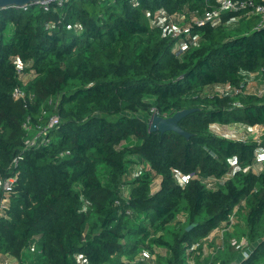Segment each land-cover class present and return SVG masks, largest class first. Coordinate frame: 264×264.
I'll list each match as a JSON object with an SVG mask.
<instances>
[{"label":"trees","instance_id":"trees-1","mask_svg":"<svg viewBox=\"0 0 264 264\" xmlns=\"http://www.w3.org/2000/svg\"><path fill=\"white\" fill-rule=\"evenodd\" d=\"M217 6L68 0L48 10L0 8V174L15 176L0 216L1 253L17 264H78V255L83 264H123L122 256L155 246L157 264H229L240 250L228 242L215 255L186 249L244 200L233 235L253 247L240 264H264V128L258 140L244 141L210 130L264 126V97L244 90L264 76V25L249 9L192 21ZM178 40L186 46L174 53ZM225 84L242 91H211ZM16 86L34 93L26 107L11 96ZM56 96L60 121L50 144L12 166L23 118H36ZM181 110H188L178 120L185 134L149 131L152 113ZM176 173L194 176L180 185ZM226 173L223 184L212 181Z\"/></svg>","mask_w":264,"mask_h":264},{"label":"built area","instance_id":"built-area-1","mask_svg":"<svg viewBox=\"0 0 264 264\" xmlns=\"http://www.w3.org/2000/svg\"><path fill=\"white\" fill-rule=\"evenodd\" d=\"M68 0H44L39 2L45 10H48L51 6V3L55 6L62 7L64 3ZM26 5L23 8H26ZM242 9H249L251 13L259 16V22L257 23V27L264 25V1L258 2L256 0H218V6L212 11L208 12L204 17H195L192 21L198 25H202L208 20L217 18L220 14L227 11H237ZM173 17V16H171ZM183 17V16H182ZM187 29L186 27L184 28ZM175 30H178L175 27ZM174 35H178L175 31ZM193 42V41H192ZM185 44L178 40L173 47L174 53H179L185 49ZM17 65V72L22 75V62L18 58L15 59ZM229 86V85H228ZM230 87V86H229ZM245 90V89H244ZM242 91V89H232L229 91H222L224 94H232ZM248 92V91H247ZM256 95L260 97H264V84L258 87L255 91H252ZM11 96L13 100L19 101L23 104L24 107L28 105V102L34 98V93L25 91L22 87H14L12 90ZM60 102V96H56L55 98L49 97L47 100V107H43L39 112L38 116L34 118L32 113H27L21 122V128L23 131V141L20 152L12 158L11 165L16 166L18 161L23 158V154L31 149H37L44 146H47L51 142L50 133L53 129L57 128V125L60 121V116L58 114V104ZM234 104L240 105L239 102H235ZM264 126L254 125L248 127L250 130L258 131L259 135L262 133ZM259 135L253 136V139L258 140ZM239 140H246L244 138H240ZM251 169L256 172V167H251ZM193 173H189L188 176H184L181 173H176V179L180 185H184L185 181L188 177H193ZM231 176V173H226L224 176L214 179L215 183L223 184L224 181ZM15 176L3 177L0 174V216H5L6 211L9 208V194L12 191L14 186ZM155 185L153 184L152 189L154 190ZM125 188L121 189V194L123 197L126 195L124 192ZM244 200H242L239 204H236L232 211L228 214L227 218L222 220L219 225H217L206 237L202 238L199 242H195L192 246L186 249V254L190 251L196 250L201 246L200 254L202 256L207 255H215L218 249L223 248L226 242H228L233 248L240 250V256L242 259L246 258L248 254L252 251L253 243H250L245 236H235L234 227L239 222V212L243 210ZM178 219L184 220V215L182 213L179 214ZM226 233L230 235L226 238ZM203 241L206 243L214 242V245L207 247V251H203ZM156 247L153 246L154 252L142 251L133 258H128L122 260L123 264H157V253L155 252ZM1 264H17V259L9 254V253H1ZM78 264H83L84 259L81 255H78L76 258ZM229 264H240L239 259L230 262Z\"/></svg>","mask_w":264,"mask_h":264},{"label":"water","instance_id":"water-1","mask_svg":"<svg viewBox=\"0 0 264 264\" xmlns=\"http://www.w3.org/2000/svg\"><path fill=\"white\" fill-rule=\"evenodd\" d=\"M44 0H0V8H5L9 6L22 8L29 4L39 3ZM188 110H181L176 112L170 117H162L156 113H152L148 120V129L149 131H174L181 134L185 132L178 125V120L185 115ZM193 227V224H190L186 227V230L189 231Z\"/></svg>","mask_w":264,"mask_h":264},{"label":"crops","instance_id":"crops-1","mask_svg":"<svg viewBox=\"0 0 264 264\" xmlns=\"http://www.w3.org/2000/svg\"><path fill=\"white\" fill-rule=\"evenodd\" d=\"M254 74H259V73H254ZM262 84H264V76L263 75H255L253 78H251V80H249L245 86V91H248V92H252V91H255L258 87H260ZM223 86H228L227 84L223 85ZM214 124V125H213ZM211 126L213 127H217L221 133L219 132H214V130H212V127L210 126V130L216 134L217 136H222V137H225V138H228V139H232V140H239L240 138H237L236 137V134L235 132L232 133V126L233 124L235 125H239V126H243V125H240L238 123H233L232 125L231 124H217V123H213ZM223 127V128H222ZM231 127V128H230ZM243 127H246L248 129L247 126H243ZM235 137V138H234ZM262 164V163H261ZM252 167H256L257 169L260 168V165H253ZM158 182L159 180L157 179L155 182H154V185L155 187L158 186ZM124 192L126 193V190L124 189ZM161 254H165V251ZM242 257L239 259V261H242ZM0 264H1V258H0Z\"/></svg>","mask_w":264,"mask_h":264},{"label":"rangeland","instance_id":"rangeland-1","mask_svg":"<svg viewBox=\"0 0 264 264\" xmlns=\"http://www.w3.org/2000/svg\"><path fill=\"white\" fill-rule=\"evenodd\" d=\"M235 26H237V23H234L233 25H232V33L233 34H236V33H238V29H237V27H235ZM249 29V28H248ZM229 89H230V87L229 86H223V85H217V86H215L214 87V89H211V91L213 90H215V91H229ZM214 125V124H213ZM232 125V124H231ZM212 127V130H214V132H219V133H221V129L219 130L217 127H213V126H211ZM223 128V127H222ZM231 128V127H230ZM231 130H232V133L233 132H235V134H236V137L237 138H244V139H248V138H252L253 136H257V135H259V130L258 131H254V130H250V129H247L246 127H243V126H239V125H235V124H233V126H232V128H231ZM235 138V137H234ZM205 243V246L203 247V251L204 252H206L207 251V247H209L210 246V244H211V246H213L214 245V242H211V243H206V242H204L203 241V244ZM161 250H164L163 248H161L160 249V251ZM162 253H163V251H161ZM123 260L124 259H128V257L127 256H122L121 257ZM241 258V256L239 257V259Z\"/></svg>","mask_w":264,"mask_h":264}]
</instances>
